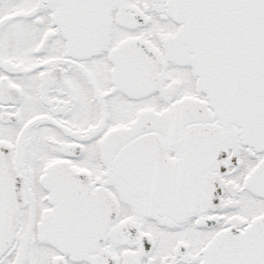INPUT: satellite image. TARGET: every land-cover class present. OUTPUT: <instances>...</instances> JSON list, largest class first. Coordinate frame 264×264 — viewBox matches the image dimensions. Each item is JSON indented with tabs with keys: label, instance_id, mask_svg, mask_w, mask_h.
Returning <instances> with one entry per match:
<instances>
[{
	"label": "snow or ice",
	"instance_id": "6c2138e0",
	"mask_svg": "<svg viewBox=\"0 0 264 264\" xmlns=\"http://www.w3.org/2000/svg\"><path fill=\"white\" fill-rule=\"evenodd\" d=\"M0 264H264V0H0Z\"/></svg>",
	"mask_w": 264,
	"mask_h": 264
}]
</instances>
